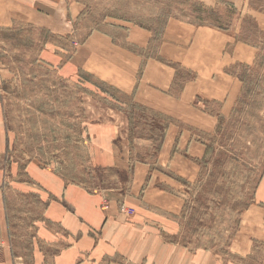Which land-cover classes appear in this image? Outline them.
Returning <instances> with one entry per match:
<instances>
[{
    "label": "rangeland",
    "instance_id": "rangeland-1",
    "mask_svg": "<svg viewBox=\"0 0 264 264\" xmlns=\"http://www.w3.org/2000/svg\"><path fill=\"white\" fill-rule=\"evenodd\" d=\"M75 1L81 11L67 35L27 24L0 28V105L6 133L2 157L10 182L25 180L26 168L34 166L61 185L98 193L109 209L115 202L118 213L133 165L155 162L164 119L83 70L65 77L60 69L99 49L100 36L137 55L141 66L161 42L185 45L198 27L220 30L236 43L256 47V61L246 71H236L242 91L231 113L214 132L198 134L206 151L197 157L190 182L179 189L183 207L178 231L161 232L158 238L169 243L163 245L168 259L162 264L170 263L172 255L173 264L231 262L232 235L254 209L252 194L264 168V0ZM183 29L187 34L178 36ZM42 209L35 196L8 191L14 264H33V237L43 222ZM42 252L50 264L57 248ZM137 257L134 264H144L145 253L139 251ZM246 262L264 264V248Z\"/></svg>",
    "mask_w": 264,
    "mask_h": 264
},
{
    "label": "crops",
    "instance_id": "crops-1",
    "mask_svg": "<svg viewBox=\"0 0 264 264\" xmlns=\"http://www.w3.org/2000/svg\"><path fill=\"white\" fill-rule=\"evenodd\" d=\"M80 11L75 0H0V28L27 24L67 35ZM188 37L185 45L161 42L155 55L139 66L137 55L100 36L99 49L76 64L69 60L60 69L65 77L83 70L164 119L155 162L133 165L118 213L115 202L109 209L98 193L81 185H61L34 166L26 168L25 180L10 182L8 167L3 166L6 133L0 105V264H14L15 257L6 211L10 189L33 195L43 205V222L36 225L33 237V264H45V247L57 248L50 264H134L139 251L145 253L144 264L167 263L163 253L169 243L158 236L178 231L183 207L179 189L184 181L190 182L197 157L206 151L198 134L214 132L219 120L231 113L242 91L236 71L252 67L258 54L256 47L236 43L210 27H198ZM252 200L254 209L240 221L230 241L229 251L235 257L226 264H251L246 261L252 262L256 251L264 248V168ZM173 262L172 255L168 264Z\"/></svg>",
    "mask_w": 264,
    "mask_h": 264
}]
</instances>
